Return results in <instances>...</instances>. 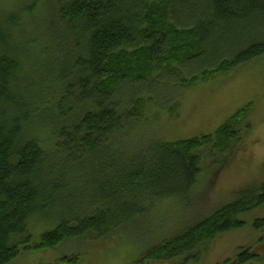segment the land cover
<instances>
[{"label": "trees", "instance_id": "obj_1", "mask_svg": "<svg viewBox=\"0 0 264 264\" xmlns=\"http://www.w3.org/2000/svg\"><path fill=\"white\" fill-rule=\"evenodd\" d=\"M7 11L0 26V264L71 240L133 232L167 201L188 205L204 155L241 142L237 125L251 107L186 141L145 137L141 146L127 144L126 135L150 101L177 115L180 91L264 58V0H23ZM25 16L35 32H27ZM122 89L126 100L123 91L115 97ZM141 90L149 101L136 97ZM248 195L134 264H171L243 228L240 218L264 205V185ZM35 222L45 227L37 240ZM253 228L264 230V219ZM254 261L253 251L242 250L229 264Z\"/></svg>", "mask_w": 264, "mask_h": 264}, {"label": "rangeland", "instance_id": "obj_2", "mask_svg": "<svg viewBox=\"0 0 264 264\" xmlns=\"http://www.w3.org/2000/svg\"><path fill=\"white\" fill-rule=\"evenodd\" d=\"M22 2L0 0V26H5L12 15L7 9L18 8ZM33 20L25 16L24 26L28 27V33L36 31L33 28L31 32L29 27ZM67 47L69 55L71 48ZM122 91L123 100H126L124 89L118 91L116 99L119 94L123 98ZM179 94L175 101H178L177 115L170 113V107L150 101L143 113L145 118L135 121L131 133L126 135L127 144L143 143L145 137L177 142L208 136L239 111L251 107L248 116L237 125L242 133L241 142L233 141L232 148L225 152L219 149L213 156L204 155L203 171L189 204L161 203L153 209L151 219L133 228V232L120 229L104 240H71L54 249L22 254L11 264H134L160 242L204 221L233 201L248 198V193L264 185V58L198 83ZM140 95L147 99L144 97L146 91L141 90L136 97ZM130 150L126 146L125 151L133 152ZM255 219H264V205L240 218L245 222L243 228L199 246L184 256L185 263L183 257L171 264H229L242 250L253 251L260 259L249 264H264V230L255 231ZM44 229L40 222L32 223L34 239L37 240ZM194 253L197 259L193 258Z\"/></svg>", "mask_w": 264, "mask_h": 264}]
</instances>
